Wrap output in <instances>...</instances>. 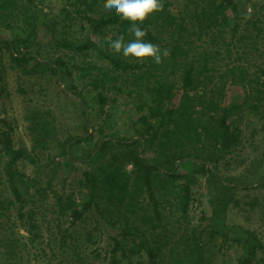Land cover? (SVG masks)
<instances>
[{
    "label": "trees",
    "instance_id": "obj_1",
    "mask_svg": "<svg viewBox=\"0 0 264 264\" xmlns=\"http://www.w3.org/2000/svg\"><path fill=\"white\" fill-rule=\"evenodd\" d=\"M101 3L76 0V17L66 11L65 19L81 22L83 35L59 39L74 52L66 56L42 50L39 21H48L46 12L40 20L41 0H0V97L7 92L6 54L22 79L21 94H28L23 77L31 78V87L53 79L64 94L54 106L27 97L30 147L16 145L14 128L0 116V226L8 228L0 242L6 252L18 251L15 209L40 249L59 241L57 264H91L90 253L102 264H217L229 242L244 248L233 264H261L264 243L254 230L227 223L226 214L236 190L264 186V174L258 182L242 181L221 173L219 165L242 145L245 116L264 130V50L257 46L264 38V0H208L193 31L171 11V0H163L164 10L141 25L146 41L170 51L160 65L125 59L109 48L111 31L124 43L134 36L129 22ZM58 24L48 25L54 35ZM120 102L128 113L117 124L112 111ZM65 112L73 124L65 126L58 114ZM21 161L34 166L33 175L19 168ZM66 168L75 176L61 186ZM202 178L212 204L206 229L191 216ZM43 207L56 219L47 240L36 217ZM100 220L108 226L105 253L98 249L104 241Z\"/></svg>",
    "mask_w": 264,
    "mask_h": 264
},
{
    "label": "rangeland",
    "instance_id": "obj_2",
    "mask_svg": "<svg viewBox=\"0 0 264 264\" xmlns=\"http://www.w3.org/2000/svg\"><path fill=\"white\" fill-rule=\"evenodd\" d=\"M75 2L76 0H41L42 4L40 8L42 7L43 10H40V20H42V14L46 12L48 22L42 23L39 21L37 38L40 40L43 46L42 50L45 53L49 52L55 55L61 54L66 56L74 54L72 50L61 46L58 42L61 38L76 41L83 37L80 28L81 22L78 19L71 21L70 19L64 18L66 11H69L73 17H76L75 6L73 5ZM103 4L101 3V5ZM207 6L208 0H171L170 9L176 16L184 17L186 19L188 31H193V29H198V20L195 16L203 7ZM80 7L84 8V5L81 4ZM252 12V6L247 2V13ZM259 13L261 16L264 15V11L262 10H260ZM55 20L59 21L56 35L51 31V26ZM62 24H65L66 27L62 28ZM48 25H51L50 28ZM109 34L111 36L118 35L115 31H111ZM261 35H264V33H261ZM192 39H194L198 45L202 44V41L197 40V35L193 36ZM207 39L208 37L205 35L204 41ZM257 41L258 45H256L259 47L260 51L264 50V38L261 36ZM202 46L206 47L208 45L203 44ZM250 47L253 46L251 45ZM260 51L257 50L254 52L255 54H258ZM75 57L76 59H79L80 55L75 53ZM259 60H261V58H259ZM255 61L254 58L251 59V63H254ZM9 63L8 54H6V71L4 73V79L7 86V92L0 97V116L7 119L14 128L12 136L16 145L21 142L27 147H30V136L26 128L27 122L24 118L27 97H30L33 100V104H52L54 106L57 101H64V94L61 90L63 85L52 79L48 82L44 80L41 84H36L34 87H31L29 86L31 78L23 77V79L25 78V88L28 90V94L23 95L18 89L22 79H18L17 71L13 69ZM119 105L117 111L115 109L112 111L117 124H119V121L126 116L127 111L121 102ZM57 111L59 112L60 110ZM69 113L70 112H65V114L58 113L65 126L74 123V120L70 118ZM116 123L115 125H117ZM242 124V145L239 146L234 153L229 154L220 162L219 170L223 174L236 176L238 180L243 181L245 179H255L254 181L258 182L260 175L264 174V163L258 164V160L264 158V130H261L260 123L252 115L245 116ZM61 132H64V130ZM18 165L19 168L25 171L28 175H33L34 166L32 164L27 161H21ZM80 168L83 170L84 166H81ZM74 176L75 174L66 168L61 174V186L68 185L70 179ZM50 202L53 204L55 200L52 198ZM11 213L12 220L16 222V226L13 229L14 235H12V237L18 240V251L15 255H10L6 252V246L0 242V264H57L63 255L59 247V241H54L51 247L44 244L45 250L40 249L41 246L38 245L37 242L31 241V234L18 220L16 210L12 209ZM211 214L212 204L210 203V192L207 189L205 179L202 178L194 187V200L191 204L193 223L195 225H200L199 227L202 229H206ZM36 217L40 224L41 232L47 240L51 234L50 230H56V226L54 225L56 224V219L51 211L46 210L45 207L41 209V212L38 211ZM4 221H6V218ZM226 222L229 224H240L244 228L254 230L264 243V186H250L248 188L244 186L239 187L227 209ZM100 223L104 235V241H100L98 249L102 253H105L107 247L106 242L108 240L106 234L108 226L102 220H100ZM87 226L92 227V222L88 221ZM4 228L5 229H2L0 226V239H3V233L8 231L6 225ZM52 249H54V251H52ZM243 251L244 248L241 245L229 242L223 248V253L221 252L217 255V264H233L236 258L242 255ZM53 252L57 255H54ZM90 254L92 255L91 264H102V259L94 258V253ZM261 257L264 259L262 251L258 253L257 260L263 264L264 261L260 260ZM124 264H127V262Z\"/></svg>",
    "mask_w": 264,
    "mask_h": 264
},
{
    "label": "clouds",
    "instance_id": "obj_3",
    "mask_svg": "<svg viewBox=\"0 0 264 264\" xmlns=\"http://www.w3.org/2000/svg\"><path fill=\"white\" fill-rule=\"evenodd\" d=\"M103 7L108 11L114 10L115 15L122 21H128V31L134 36L130 42L124 43L123 35L116 39L107 35L105 40L114 53L141 64L150 59L157 65L170 56L168 49H161L158 45L146 41L144 38L147 32L141 27L150 16L164 10L163 0H105Z\"/></svg>",
    "mask_w": 264,
    "mask_h": 264
}]
</instances>
